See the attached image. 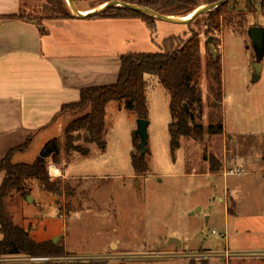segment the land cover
<instances>
[{"label":"rangeland","instance_id":"rangeland-1","mask_svg":"<svg viewBox=\"0 0 264 264\" xmlns=\"http://www.w3.org/2000/svg\"><path fill=\"white\" fill-rule=\"evenodd\" d=\"M192 1L197 8L208 4V0ZM24 2L27 17L40 24L52 19V12L44 7L46 1ZM102 2L81 0L76 5L79 10L92 9L101 7ZM65 3L71 11L67 0ZM185 11L168 12L186 17ZM226 14L232 21L224 19L221 30L211 35L206 31L207 14L189 24L155 18V31L140 19L126 26L124 20L113 21L124 26L118 27L109 48L122 54L159 52L171 36L189 39L194 31L199 33L202 66L197 84L202 100L195 105L194 121L204 127L205 138L201 142L182 138L173 155L171 97L151 74L146 75L150 110L149 151L145 155L150 170L146 174L137 175L133 169L132 155L140 152V138L134 143L138 117L125 102L113 101L107 108L105 147L84 140L77 143L88 149L89 155L77 151L68 155L66 151V127L85 112L62 113L54 127L40 134L13 162L34 163L48 139L58 138L60 163L50 160L48 169L53 179H57L51 172L53 164L71 177H61L66 191L49 193L31 182V198L14 197L10 211L19 225L32 230L35 239L58 238L65 259L33 263L20 255L1 258L0 264H230L227 254L264 251V54L257 72V50L248 33L251 26L264 28V10L249 11L246 0H234ZM114 25L104 30L114 31ZM210 36L215 59L223 67L224 131L212 137L206 132L218 122L219 106L214 104V70H208L214 59L207 43ZM214 160L222 165L221 170L212 169ZM172 238L182 240V246L168 245ZM246 259L257 264L264 260L261 256L232 260L244 264Z\"/></svg>","mask_w":264,"mask_h":264},{"label":"trees","instance_id":"trees-1","mask_svg":"<svg viewBox=\"0 0 264 264\" xmlns=\"http://www.w3.org/2000/svg\"><path fill=\"white\" fill-rule=\"evenodd\" d=\"M44 1H46L44 7L52 12L50 18L73 17L65 0ZM78 1L81 0H74L75 3ZM108 1L110 0H103L102 4ZM217 1L219 0H208V3ZM233 1L229 0L223 6L206 13L208 15L207 33L211 35L220 31L224 19L229 22L232 21L231 16H228L226 12ZM127 2L146 6L166 15H174L173 12L168 11H177L181 8H186L185 13L190 14L197 8L192 0H127ZM246 6L249 11L258 7L264 10V0H246ZM98 16L112 18L139 17L147 23L151 31L156 30L155 18L122 7L109 8ZM4 17L31 19L23 13ZM244 20L245 17L239 21V27L243 25ZM38 23L40 24V22ZM201 54L202 42L199 33L196 31L193 32L189 39L179 36H171L165 39L159 52H129L123 54L116 83L84 88L78 101L62 107L60 114L66 111L85 112L66 127V151L68 155L75 151L83 155H89L88 149L77 144L82 140L97 143L101 147L106 146L104 133L108 117L107 108L113 101L125 102L128 110L134 112L138 118L149 119L147 74L157 76L171 97L172 122L169 125V130L173 155L180 148L182 138H193L199 142L203 141L205 138L204 127L194 121L195 105L200 104L202 100L201 91L197 84V78L202 66ZM208 67L209 71L211 69L214 70L213 77L216 84L213 89L215 95L214 104L219 106V120L216 124H211L206 132L208 136L212 137L216 134L220 135L224 131L222 116L223 67L221 61L215 58L208 64ZM185 105L190 110L189 114ZM138 138V136H134V143ZM31 145L32 140L29 139L25 143L11 149L0 160V171L6 173L0 187V232L3 235L0 240V258L13 255L57 258L65 257L66 255L64 247L53 240L35 239L32 235V230L19 225L10 211V203L14 197L27 198L30 195L31 182L37 183L44 191L58 195H61L67 189V184L63 183L61 177L53 179L48 169L50 160L56 164L60 163L61 141L58 138L49 140L44 145L41 154L32 164L14 163V155L18 152L24 153L28 151ZM145 155L141 156L140 152L138 155H132V165L137 175L146 174L150 170ZM221 168L222 165L214 160L212 169L218 171Z\"/></svg>","mask_w":264,"mask_h":264},{"label":"crops","instance_id":"crops-1","mask_svg":"<svg viewBox=\"0 0 264 264\" xmlns=\"http://www.w3.org/2000/svg\"><path fill=\"white\" fill-rule=\"evenodd\" d=\"M24 1L0 0V160L11 149L29 139L33 144L40 134L54 127L62 107L78 101L84 88L117 82L125 53L110 49L109 45L116 39L118 27L123 28L124 24L113 21L124 20L126 26L140 19L148 28L139 17L99 19L101 16L73 15L47 19L43 24L29 18L4 17L25 15ZM113 24L117 31L104 30ZM89 27L96 31H89ZM51 172L57 178H71L55 164L51 165ZM5 176L0 171V187ZM2 237L0 232V240ZM232 259L230 264L241 261ZM243 262L257 264L247 259Z\"/></svg>","mask_w":264,"mask_h":264},{"label":"water","instance_id":"water-1","mask_svg":"<svg viewBox=\"0 0 264 264\" xmlns=\"http://www.w3.org/2000/svg\"><path fill=\"white\" fill-rule=\"evenodd\" d=\"M68 1V5L73 13L74 16L78 17V18H87V17H93V16H98L100 14H102L103 12H105L107 9L109 8H114V7H122V8H126L132 11H137V12H141L144 13L148 16H151L153 18H157V19H161V20H165L168 22H172V23H181V24H189L192 21H194L197 17L206 14L208 12H211L221 6H223L224 4H226L229 0H219L217 2H213V3H208L205 4L204 6H201L199 8H197L196 10H194L193 12H191L190 14H188L186 17H176L173 15H166L160 12H157L151 8H148L146 6H142L139 4H134V3H129L127 1H120V0H110L106 3H104L101 7L96 8L90 12H83L81 10H79V8L77 7L76 3L74 2V0H67ZM250 39L255 47V49L260 52L258 54L257 57V62H256V68H257V72L261 69V65L259 64L260 58L263 56L264 54V28L258 25L255 26H251L248 30ZM212 41V37L210 36L207 40L214 58H216L217 56V52L213 46V44L211 43ZM255 73V79L259 78V74ZM185 108L187 110V113H190V110L188 108L187 105H185ZM150 121L149 119H144V118H138V127H137V131H136V135L140 138V143H139V149H140V155H145L148 151L147 148V144H148V139H149V134H148V127H149ZM28 198H31L30 196ZM55 243L58 241V238H55L53 240ZM171 243H175L178 247H181L182 243L180 240L172 238L171 240L168 241V245ZM164 244V245H167Z\"/></svg>","mask_w":264,"mask_h":264},{"label":"built area","instance_id":"built-area-1","mask_svg":"<svg viewBox=\"0 0 264 264\" xmlns=\"http://www.w3.org/2000/svg\"><path fill=\"white\" fill-rule=\"evenodd\" d=\"M236 172H241V169L240 168H236L235 169ZM233 172V171H231ZM13 256H20V255H13ZM13 256H5V257H1V258H8V257H13ZM24 256V260H27L29 262H48V261H52V260H62V259H65V257H57V258H52V257H49V256H27V255H23ZM239 256H243V257H251V256H261L264 258V251L263 252H255V253H238V252H235V253H231L229 256L228 254L226 255V259H231V258H234V257H239ZM205 257H213V256H208V255H205ZM217 257H219V255H217ZM0 258V260H1ZM15 258H18L20 259L19 257H15ZM20 260H23V259H20Z\"/></svg>","mask_w":264,"mask_h":264},{"label":"flooded vegetation","instance_id":"flooded-vegetation-1","mask_svg":"<svg viewBox=\"0 0 264 264\" xmlns=\"http://www.w3.org/2000/svg\"><path fill=\"white\" fill-rule=\"evenodd\" d=\"M259 53H260V52L257 51V57H258V54H259Z\"/></svg>","mask_w":264,"mask_h":264},{"label":"bare ground","instance_id":"bare-ground-1","mask_svg":"<svg viewBox=\"0 0 264 264\" xmlns=\"http://www.w3.org/2000/svg\"><path fill=\"white\" fill-rule=\"evenodd\" d=\"M54 169V168H53ZM55 170V169H54Z\"/></svg>","mask_w":264,"mask_h":264}]
</instances>
